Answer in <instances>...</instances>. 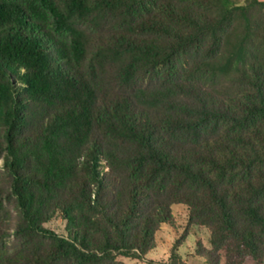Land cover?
Listing matches in <instances>:
<instances>
[{
	"label": "trees",
	"instance_id": "trees-1",
	"mask_svg": "<svg viewBox=\"0 0 264 264\" xmlns=\"http://www.w3.org/2000/svg\"><path fill=\"white\" fill-rule=\"evenodd\" d=\"M0 159V264H264V0H0Z\"/></svg>",
	"mask_w": 264,
	"mask_h": 264
},
{
	"label": "rangeland",
	"instance_id": "rangeland-1",
	"mask_svg": "<svg viewBox=\"0 0 264 264\" xmlns=\"http://www.w3.org/2000/svg\"><path fill=\"white\" fill-rule=\"evenodd\" d=\"M2 168V160L0 159V171ZM9 206V203H7ZM172 215L174 216L175 225L174 229L168 227H161L160 231L155 236L156 248L146 256V261H155L159 263H166L172 246L177 241L183 239L182 245L178 250V253L183 258L184 264H204L197 256V244H201L205 248H208L207 244V231L204 228L188 227L187 224V210L183 206L174 205L171 208ZM13 217L15 212L12 211ZM45 227L59 235H64V221L57 217L51 222L45 225ZM10 240H13L11 236ZM124 264H147V262H137L131 260H124Z\"/></svg>",
	"mask_w": 264,
	"mask_h": 264
}]
</instances>
